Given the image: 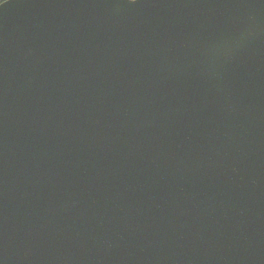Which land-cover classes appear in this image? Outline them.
Here are the masks:
<instances>
[{"label": "water", "instance_id": "obj_1", "mask_svg": "<svg viewBox=\"0 0 264 264\" xmlns=\"http://www.w3.org/2000/svg\"><path fill=\"white\" fill-rule=\"evenodd\" d=\"M0 264H264V0L0 8Z\"/></svg>", "mask_w": 264, "mask_h": 264}, {"label": "snow or ice", "instance_id": "obj_2", "mask_svg": "<svg viewBox=\"0 0 264 264\" xmlns=\"http://www.w3.org/2000/svg\"><path fill=\"white\" fill-rule=\"evenodd\" d=\"M137 2H138V0H137ZM8 3H9V0H5L4 3H0V8L5 7L6 5H8Z\"/></svg>", "mask_w": 264, "mask_h": 264}, {"label": "clouds", "instance_id": "obj_3", "mask_svg": "<svg viewBox=\"0 0 264 264\" xmlns=\"http://www.w3.org/2000/svg\"><path fill=\"white\" fill-rule=\"evenodd\" d=\"M5 2V0H0V3H4Z\"/></svg>", "mask_w": 264, "mask_h": 264}]
</instances>
